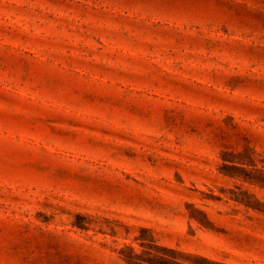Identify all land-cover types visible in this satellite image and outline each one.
Here are the masks:
<instances>
[{
	"label": "rangeland",
	"instance_id": "374dc122",
	"mask_svg": "<svg viewBox=\"0 0 264 264\" xmlns=\"http://www.w3.org/2000/svg\"><path fill=\"white\" fill-rule=\"evenodd\" d=\"M0 264H264V0H0Z\"/></svg>",
	"mask_w": 264,
	"mask_h": 264
}]
</instances>
